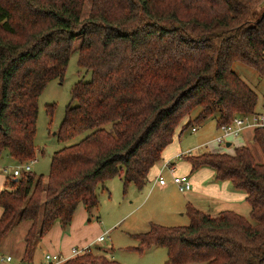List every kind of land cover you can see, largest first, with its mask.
I'll return each instance as SVG.
<instances>
[{"label":"trees","instance_id":"16d2710c","mask_svg":"<svg viewBox=\"0 0 264 264\" xmlns=\"http://www.w3.org/2000/svg\"><path fill=\"white\" fill-rule=\"evenodd\" d=\"M86 1L0 0V155L33 157L38 96L62 76L78 36V65L91 73L73 85L75 104L66 105L56 137L90 133L53 151L46 178L21 172L0 191V243L15 224H29L24 262L55 221L65 227L78 204L98 205L99 182L120 175L125 188L140 190L180 124L182 133L216 108L217 126L256 112L257 93L231 65L264 76L263 0H90L85 10ZM252 140L262 161L246 145L183 156L193 172L209 167L216 181L243 191L252 222L187 203L189 224H151L136 234L138 250L166 247L172 264H264V127ZM61 264L122 263L88 250Z\"/></svg>","mask_w":264,"mask_h":264},{"label":"rangeland","instance_id":"374dc122","mask_svg":"<svg viewBox=\"0 0 264 264\" xmlns=\"http://www.w3.org/2000/svg\"><path fill=\"white\" fill-rule=\"evenodd\" d=\"M89 5L90 0H87L85 10L89 8ZM80 42L81 37H76L62 76L48 81L38 96L35 134L33 137L34 155L32 158H34V162L30 164V172L35 176L42 175L46 178L53 151L74 144L90 133V130H87L65 141H60L56 137L66 105L75 104V100H72L70 96L73 85L80 80L88 81L91 78L90 71L78 65ZM231 68L257 93L258 101L255 111L264 114V76H260L253 67L239 60L234 61ZM200 111L201 107L199 106L193 109L190 113L191 119L195 118ZM217 115L218 110L216 108L214 114L203 121V124H193L198 128L196 132H192L191 127L184 130L178 140L183 149L212 142V139L219 134L216 124ZM181 126L182 124L176 129L173 139L178 136ZM252 136L253 130L241 135L239 139H228V141H231L230 146L217 144L216 142V146L215 144L209 146L232 154L235 151V147L245 143L252 150L255 160L262 161L263 154L256 143L253 142ZM206 151H208V147L201 146L193 152L197 154ZM32 158L16 163L8 154L7 149L2 150L0 155V173L4 174L2 170L4 168L8 170V173L4 174L6 187H9L8 181L13 177L11 176L13 168L22 171V165L25 162H29ZM159 163L162 165L163 161L160 160ZM163 177L167 180L166 191H161L153 182L148 181L140 190H137L133 184H129L125 188L120 175L99 182L95 188L98 205L88 210L83 204H78L70 222L65 227L55 221L59 226L58 228L63 229L59 246L55 244L57 238L46 237L53 235L55 232V227L51 226L44 233V236L40 237L34 244L36 251L34 252L33 260L31 259L32 261H25L24 263L38 264L40 262L41 249L49 252L62 251L61 254L67 255L63 253L66 249L71 246L79 247L75 243L84 239L88 243L91 242L90 250L94 254H100L101 252L122 264H172L167 263L168 254L166 247L153 245L140 251L138 247H141V242L136 237V234L150 229L151 224L176 226L187 225L190 222L184 206L186 201H184V198L189 191L181 192L168 170L163 172ZM247 205L244 207L246 211L242 207L238 213L244 215L252 222L253 219L250 217L249 212L250 208ZM80 208H85L86 213H80ZM28 225L26 221L15 224L0 243V255H10L12 258L9 264L23 263L20 260L23 250L22 236ZM102 233L107 236H104V240L97 241L96 237ZM45 238H50L51 242ZM46 243L48 245H43ZM187 264L201 263L193 262Z\"/></svg>","mask_w":264,"mask_h":264},{"label":"crops","instance_id":"0c3cea01","mask_svg":"<svg viewBox=\"0 0 264 264\" xmlns=\"http://www.w3.org/2000/svg\"><path fill=\"white\" fill-rule=\"evenodd\" d=\"M250 131H252V130H245L241 135H243L247 132H250ZM183 132L180 133V131H179L178 136H175V138L172 140V142L166 147V149L162 153V159L161 160L162 161L170 160V162H172V163L175 162L174 163V166H175L174 173L177 175L186 174L189 176L191 183H192V188L190 190H188L189 192L186 195V197L184 198V201L186 200L184 203V206L186 207V204L190 203L191 205L195 206L196 208H198V209H200L206 213H209L211 216H214V217L217 216L221 211H225V210L234 211V212L238 213L239 210L241 211V209L243 207V210L246 211V208H244V207L247 204L249 205V203L246 201V199H245L246 194L243 191H238V190L234 189L232 184L228 180L216 181L214 179V171L209 167H202V168L196 170L195 172H193L191 170V163L188 160H186L184 157H182V158L177 157L179 153L184 152L187 149H192L194 151V150H197L201 146H207L208 151H211V152L219 151L218 148H214L213 146H211V147L209 146L211 144H215L213 139H212V142H210V143H202V144L196 145L194 147H189V148L183 149L181 143L178 141L180 139L181 135L183 134ZM239 138H240V136L238 138H235V139H239ZM216 145L217 144H215V146ZM242 145L248 146V144H245V143H242ZM177 160H179V161H177ZM159 162L157 164H155L154 167L150 170L149 175H148V182H153L155 184V186H158L161 191H166L167 190V180H165L164 184H160L157 181V177L159 175L160 168H161L160 166L162 163V162L161 163H159ZM159 164H160V166H158ZM4 169H2V170H4ZM165 171H167V170H165ZM4 174L0 173V191H2L3 189H9V187H6V180H5ZM162 175H163V173H162ZM248 207L250 208V205ZM80 209H81L80 213H86L85 208H80ZM1 211H2V209L0 207V215H1ZM249 212H250V209H249ZM53 226L55 227L54 234L48 235L46 237L57 238L55 244H57L59 246L60 238L62 239L63 229L58 228L59 226L56 224V222L52 225V227ZM102 234H104V233H102ZM100 235H98L96 237V239ZM45 239L47 241L51 242L50 238H45ZM58 240H59V242H58ZM75 244L79 246L76 248H84L86 246H89V248H90L91 242L88 243L87 240L81 239L80 241L76 242ZM43 245H48V243L43 244ZM72 247H74V246L69 247V249H66V251L63 253L69 255L70 249ZM35 251L36 250L34 249L33 255H34ZM90 251H92V250H90ZM43 252H45V250L41 249L40 262L42 260V253ZM46 252H49V251H46ZM61 252L62 251H50V253H61ZM100 254H103V253L100 252ZM33 255H32V260H33Z\"/></svg>","mask_w":264,"mask_h":264},{"label":"built area","instance_id":"2783aa9c","mask_svg":"<svg viewBox=\"0 0 264 264\" xmlns=\"http://www.w3.org/2000/svg\"><path fill=\"white\" fill-rule=\"evenodd\" d=\"M257 127H264V114L259 112H253L249 114L238 115L234 117L231 122L217 126L219 134L213 138V141L217 144H226L228 139L238 138L245 130H253ZM196 130L197 127L195 125L191 127L192 132H195ZM192 151V149H187L186 151L179 153L177 157L182 158L184 155H190L193 153ZM32 162H34V158L30 159L29 162H25L22 165V171L18 170L17 168H13L11 176H18L21 172L30 171V164ZM165 170H168L172 174V179L181 192L188 191L192 188V183L189 176L186 174H175L174 163L170 162V160L163 161V164L161 165L160 172L157 177V181L160 184L165 183V179L162 175ZM3 172L8 173V170L5 168ZM104 236L105 234H101L97 238V240H104ZM89 249V246H86L84 248L72 247L70 249L69 255H63L61 253H50L45 251L42 253L41 262L38 264H58L66 260L68 257L79 254L84 251H88ZM11 260L12 258L10 255H0V264H9ZM21 262H23L22 264H26L24 263V261Z\"/></svg>","mask_w":264,"mask_h":264},{"label":"water","instance_id":"95a60500","mask_svg":"<svg viewBox=\"0 0 264 264\" xmlns=\"http://www.w3.org/2000/svg\"><path fill=\"white\" fill-rule=\"evenodd\" d=\"M261 5L264 6V0L262 1ZM230 145H231V141H227V142H226V146H230ZM15 179H16V178H14V180H15Z\"/></svg>","mask_w":264,"mask_h":264}]
</instances>
